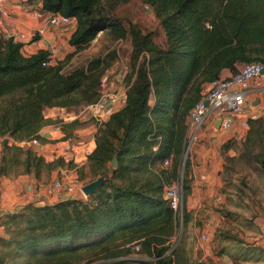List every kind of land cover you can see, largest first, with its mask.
Returning <instances> with one entry per match:
<instances>
[{
    "label": "trees",
    "instance_id": "1",
    "mask_svg": "<svg viewBox=\"0 0 264 264\" xmlns=\"http://www.w3.org/2000/svg\"><path fill=\"white\" fill-rule=\"evenodd\" d=\"M140 1L159 22L161 43L153 31H142L134 23L126 28L104 0H40L42 12L74 18L68 44L76 49L99 31H107L112 39L129 35L130 70L124 101L94 133L87 171L75 168L79 179L90 176L86 183L106 173L108 177L85 199L29 202L1 214L0 226L8 237L0 236L5 248L0 264L15 254L26 255L25 264H79L83 256L98 254L102 259L93 264H187L183 244L170 243L178 216L164 187L176 180L183 165L182 220L184 225L191 222L185 204L191 185L189 159L183 164L189 112L205 84L219 78L223 69L235 73L246 63L264 62V0ZM22 45L0 33V177L32 173L36 179L42 174L50 178L72 163L60 156L47 160L9 144L8 138L44 142L39 131L47 124H61L70 136L78 123L45 118L44 109L95 102L117 52L107 50L65 70L61 60L44 64L51 60L48 50L24 54ZM247 124L239 147L234 139L221 145L222 152L239 148L236 155L224 154L222 179L227 161L239 157L264 166L262 153L252 149L264 139V115L248 117ZM114 158L115 166L110 165ZM165 159L168 167L163 166ZM130 253L140 256L129 258Z\"/></svg>",
    "mask_w": 264,
    "mask_h": 264
},
{
    "label": "rangeland",
    "instance_id": "2",
    "mask_svg": "<svg viewBox=\"0 0 264 264\" xmlns=\"http://www.w3.org/2000/svg\"><path fill=\"white\" fill-rule=\"evenodd\" d=\"M40 4L36 0L20 1L19 5L25 11L21 16L25 17L27 13L34 19H42L43 15H41ZM104 5L105 8L110 9L112 15L121 20L126 28H128L129 23H134L142 31H153L155 40L158 43L163 41L162 29L152 9L145 7L140 0H104ZM34 13L40 14L41 16L34 15ZM53 31L54 37L40 42L35 48L41 47L48 50L53 54L55 63L59 60L65 62V70H71L80 65H84L97 54L114 49L117 52V58L103 76L101 92L119 91L125 94L127 87L126 76L130 70L131 61L129 35L120 39H112L107 31H99L89 44L81 49H76L68 44V39L65 36H60L61 31L58 28L53 29ZM36 35V30L31 28L28 29L26 37L28 36V39L33 41L32 38L37 37ZM23 53L27 54L28 51L24 50ZM256 97L254 95L250 98L258 102ZM120 105L121 103L119 102L114 109H117ZM85 106V104H79L67 107L52 106L44 109L45 118L59 119L62 123L70 121H76L78 123L69 132L70 136L63 131L69 140L75 142V145H78L76 154L77 162L67 161L68 163L71 162L73 166L61 168V171L55 177L60 178L58 180L63 182H71L74 180L75 186L73 192L61 194L60 196L57 194L53 200L54 202L51 203H55L60 199H85L87 197L82 192L81 187L86 184L85 181L90 176L86 175L83 179H79V174L75 168L83 166L84 171H87V166L84 165L86 164L87 153H89L88 143L90 141L94 142V133L99 123ZM109 111V106L103 108L101 122L107 119ZM262 111V115H264V108ZM47 125L49 126L46 127ZM47 125L43 126V129L41 128L42 130L40 129L39 131L40 136L45 139L42 142V149L26 144L23 146L20 144L17 145H20L23 149H29L37 155L43 154L42 156L49 160V156H47L51 155V150L48 153V149L50 148L49 144L51 143V149L55 151L57 149L59 150L61 142L50 138L49 128L51 130L53 124ZM46 135L49 138L45 137ZM3 139L4 137L0 136V156L2 153ZM10 141H12L11 138ZM11 143L9 142V144ZM252 149L254 152L262 153V157L264 158V139L253 144ZM186 151L187 147L185 146L183 160L186 158L189 159L190 149H188L187 154ZM227 165V170L223 173L225 179H221V186L223 185L224 191L220 190V186L216 194L207 195L203 200L199 201L200 205H197L198 208H187L191 212V222L185 225L183 224V220L181 221L180 219L181 212H177L178 225L176 233L172 236L170 243L176 241V243L181 242L183 244V255L187 260V264H264V166L251 157L247 160L239 157L235 160L227 161ZM18 170H22V167L19 166ZM73 171L75 172L72 174ZM29 175L34 178L36 184L48 185L52 183L51 179L47 178L45 174H42L40 179H36L32 173ZM191 187L192 179L190 192ZM189 194L187 195V199H189ZM49 198L51 200L52 197L49 196ZM202 234H205L206 238H202ZM0 236L6 238L8 234L2 230ZM4 250L5 248L0 245V256H2ZM139 256L138 254L130 253L127 257L138 258ZM100 259H102L101 254L91 257L83 256L79 264H93ZM6 261V264H25L26 255L15 254L10 260L6 258Z\"/></svg>",
    "mask_w": 264,
    "mask_h": 264
},
{
    "label": "crops",
    "instance_id": "3",
    "mask_svg": "<svg viewBox=\"0 0 264 264\" xmlns=\"http://www.w3.org/2000/svg\"><path fill=\"white\" fill-rule=\"evenodd\" d=\"M12 10L14 15L3 20L5 29L23 30L27 33L28 29L33 28L37 32V37H34L36 40L31 41L27 36L26 39L22 41V53L24 50L28 51L27 54H31L38 49H45L41 47L35 48V46L40 42L47 41L54 37L53 29L55 28L49 27L44 18L40 20L34 19L27 13L25 14V17L21 16L25 11L22 10V7L19 4H12ZM74 28L75 20L68 27L59 29L61 31L60 36H65L68 39ZM50 56V63H55L53 54ZM231 74L232 72L225 68L221 71L220 77H227ZM254 95L257 96L256 100H258V102L250 98ZM246 103L248 107L247 115L245 117L234 118L233 124L230 128H222L220 120L216 116L210 115L197 129L195 138L191 143L189 154V177L192 179V187L188 196L189 199H187L186 202L187 208H198L200 205L199 201L203 200L205 196L212 195L213 193L216 194L218 192V189L222 184L220 172L224 164V154L229 156L237 154L238 147L245 138V133L248 129V117L256 118L263 116L264 73L260 77L251 81L246 97ZM48 126L49 125L46 127ZM49 131L51 139L58 136V134L52 129L50 130L49 128ZM45 137L49 138L48 135ZM229 139H234L238 147L230 148L226 152H222L221 145ZM88 144V152H90L94 146V142L90 141ZM49 146L48 153L52 146L51 143ZM47 156H49L48 159L54 158L50 155ZM59 171H61V169L56 170L51 174V181L57 179L55 177ZM74 172L75 171H73L72 174ZM50 185L51 184H36L34 178L29 174L0 177V215L14 212L18 210L20 206L29 202L37 204L54 202L53 200L57 194L50 191ZM49 196L53 199L51 198L50 200ZM2 230L3 228L0 226V233Z\"/></svg>",
    "mask_w": 264,
    "mask_h": 264
},
{
    "label": "built area",
    "instance_id": "4",
    "mask_svg": "<svg viewBox=\"0 0 264 264\" xmlns=\"http://www.w3.org/2000/svg\"><path fill=\"white\" fill-rule=\"evenodd\" d=\"M22 0H0V33L6 38H12L15 41L22 42L26 38V31L23 30H9L4 28L3 20L10 18L13 14L12 4H19ZM40 4V0H36ZM145 7H148L145 5ZM34 15H43V18L47 22V25L51 28H66L73 23L74 18L60 14V13H44L41 15L34 13ZM50 62H45L48 64ZM264 62H250L241 66L235 73L227 77H219L211 80L201 90L200 100L193 106L189 112L188 116V127L186 132V144L188 149H190L191 143L195 138L197 129L203 124L205 119L214 115L220 120V125L224 129H228L232 126L233 120L236 117H245L247 115V103L246 97L248 90L250 88L251 81L260 77L264 72ZM124 92H102L98 99L93 102L86 104L85 108L88 109L89 113L96 118L97 122L100 124L101 116L103 114V108L108 107L110 114L114 111L119 102L124 101ZM207 102V105L205 104ZM101 120V121H100ZM52 130L58 134L53 139L57 142H61L59 150L53 151L50 149L52 157H62L65 161H76L77 147L75 142H72L66 138L61 124H53ZM8 143L12 142L15 144H24L28 146H34L38 149H42V142L38 138H32L29 140L22 141H10L8 138ZM88 154V153H87ZM43 155V154H42ZM46 156V155H44ZM185 158V157H184ZM77 162V161H76ZM80 163V161H79ZM81 164V163H80ZM170 161L165 159L163 162L164 167H168ZM57 178L53 180L50 186V191L56 194H69L73 192L75 186V181H59ZM182 184H183V166L180 167L176 180L167 183L164 187V196L168 200L170 208L175 212L180 213V219L182 221ZM20 208V207H19ZM18 208V209H19ZM202 238H206L205 234L201 235ZM137 249V246H136Z\"/></svg>",
    "mask_w": 264,
    "mask_h": 264
},
{
    "label": "water",
    "instance_id": "5",
    "mask_svg": "<svg viewBox=\"0 0 264 264\" xmlns=\"http://www.w3.org/2000/svg\"><path fill=\"white\" fill-rule=\"evenodd\" d=\"M205 104L207 105V102H205ZM184 160H183V164H184ZM111 164L113 166L116 165V159L115 158L112 160ZM106 177H108V174L107 173L104 174V175H102V176L97 177L95 180H93V181H91L89 183H86L85 185H83L81 187L82 192L84 194H86V195L92 193L93 191H95L102 184L103 179L106 178Z\"/></svg>",
    "mask_w": 264,
    "mask_h": 264
}]
</instances>
